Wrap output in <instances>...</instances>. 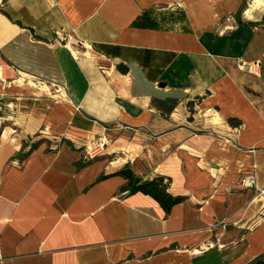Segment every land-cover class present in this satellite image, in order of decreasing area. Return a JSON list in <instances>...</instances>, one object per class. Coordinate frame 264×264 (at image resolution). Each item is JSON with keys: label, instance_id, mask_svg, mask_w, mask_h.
<instances>
[{"label": "crops", "instance_id": "1", "mask_svg": "<svg viewBox=\"0 0 264 264\" xmlns=\"http://www.w3.org/2000/svg\"><path fill=\"white\" fill-rule=\"evenodd\" d=\"M13 72L47 94L0 131V264L264 253V0H0V79ZM127 164L184 200L165 213L100 179Z\"/></svg>", "mask_w": 264, "mask_h": 264}, {"label": "rangeland", "instance_id": "2", "mask_svg": "<svg viewBox=\"0 0 264 264\" xmlns=\"http://www.w3.org/2000/svg\"><path fill=\"white\" fill-rule=\"evenodd\" d=\"M20 76L13 72V74H9L7 80L5 76L4 81L0 79L2 81L0 82V131L4 127L12 128L13 132L17 129L23 130L21 124L25 120L26 114H28L30 99L36 97V95H33L34 92L36 94L42 92L47 94L43 90L36 89V87L28 84L26 80L22 84L18 83L15 78ZM4 130L8 132V129L5 128ZM117 153H119L117 155H124L122 152Z\"/></svg>", "mask_w": 264, "mask_h": 264}, {"label": "trees", "instance_id": "3", "mask_svg": "<svg viewBox=\"0 0 264 264\" xmlns=\"http://www.w3.org/2000/svg\"><path fill=\"white\" fill-rule=\"evenodd\" d=\"M230 122L234 123L233 120H230ZM113 175H120L127 180L126 190L128 193L140 192L149 195L159 202L165 213H168L173 205L184 200L183 197L172 195L167 191L168 185L167 182H164L163 176H156V178L152 180L141 181L127 164L124 167L113 170L110 174L102 175L100 179ZM247 264H264V253Z\"/></svg>", "mask_w": 264, "mask_h": 264}, {"label": "built area", "instance_id": "4", "mask_svg": "<svg viewBox=\"0 0 264 264\" xmlns=\"http://www.w3.org/2000/svg\"><path fill=\"white\" fill-rule=\"evenodd\" d=\"M69 42L70 45H72L74 48H76L77 50H81L82 47L81 45L79 44V42L73 38V37H67L66 39H64L63 43L64 45L66 46V43ZM68 47V46H67ZM69 48V47H68ZM70 50V49H69ZM93 156V152L91 150H87L85 151L84 153V156H83V159L85 160H89L90 158H92ZM241 183L244 185V186H254L255 183H254V175L253 174H248V175H245L243 178H242V181Z\"/></svg>", "mask_w": 264, "mask_h": 264}, {"label": "bare ground", "instance_id": "5", "mask_svg": "<svg viewBox=\"0 0 264 264\" xmlns=\"http://www.w3.org/2000/svg\"><path fill=\"white\" fill-rule=\"evenodd\" d=\"M66 45L69 47V48H71V50L73 51V54L75 55V56H78V54H79V50H77L76 48H74L72 45H70L69 44V42H67L66 43ZM20 80V79H19ZM30 84L32 85V86H35V87H40V88H42V89H45V86H43L41 83H35V82H30ZM4 132V131H3ZM101 140H105L104 138L103 139H101ZM97 142V141H96ZM93 145H90V147H92Z\"/></svg>", "mask_w": 264, "mask_h": 264}]
</instances>
